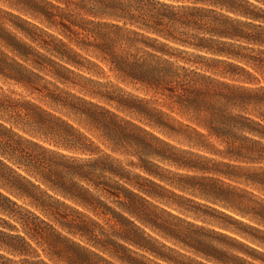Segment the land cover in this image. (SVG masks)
Instances as JSON below:
<instances>
[{
  "label": "trees",
  "instance_id": "trees-1",
  "mask_svg": "<svg viewBox=\"0 0 264 264\" xmlns=\"http://www.w3.org/2000/svg\"><path fill=\"white\" fill-rule=\"evenodd\" d=\"M53 1L38 0L32 13L48 27L59 29L79 49L61 39L56 45L63 51L47 44L60 60L81 66L75 60L81 58L80 52H92L123 82L139 84L170 101L168 107L175 106L187 115L195 127L184 126L196 135L224 146L217 150L206 139L207 144L200 147H213L206 151L229 161L264 163V150H253L260 144L254 138L264 139V112L257 119L246 114L250 105L264 107V87L250 86L258 82L251 70H264V0H55L63 7ZM72 3L77 8L71 16L66 7ZM9 39L13 44L5 45L25 58L30 46L14 36ZM178 60L195 68L180 65ZM213 73L242 83L224 81ZM95 107L102 112L87 115L111 153H124L125 125L146 133L113 112ZM64 125L67 131L55 127L52 131L60 135L66 150H51L29 141L38 150H0V189L5 191H0V264H91L95 257L113 264L96 249L121 264L263 262L254 253H259L256 247L264 248V240L256 236H264V231L232 216L226 215L243 230L223 224H218L222 231L205 230L188 222V228L178 229L158 223L156 216L144 215L142 206L148 201L141 194L153 195L134 181L140 176H131L119 159L93 146L71 125ZM149 125L161 131L165 127L163 122ZM66 202L101 217L115 229L113 238L105 235L101 240L95 233L98 222ZM255 203L237 211L246 216L249 212L243 211L253 209L251 219L259 217L262 222L264 201L258 207ZM135 221L183 252L160 242ZM132 248L147 255L138 259Z\"/></svg>",
  "mask_w": 264,
  "mask_h": 264
},
{
  "label": "rangeland",
  "instance_id": "rangeland-1",
  "mask_svg": "<svg viewBox=\"0 0 264 264\" xmlns=\"http://www.w3.org/2000/svg\"><path fill=\"white\" fill-rule=\"evenodd\" d=\"M37 1L0 0V150H38L29 142L51 150H66L60 135L53 132L52 128L65 132L68 128L64 123H67L90 139L93 146H98L103 152L119 159L131 176H140L134 181L153 195L148 197L140 193L148 201L142 206L143 214L156 216L158 223L178 229L188 228V222L205 230L222 231L218 224L243 230V226L228 219V215L264 231V221L261 222L259 217L251 219L253 209L243 211L249 212L246 216L237 211L245 210L251 201L256 202L257 207L258 203L264 201V163L229 161L206 151L213 150L211 145L208 149L200 147V144H207L206 139L217 150H222L224 146L213 138L196 135L184 126L195 127L187 119L188 116L181 114L175 106L168 107L170 101L139 84L123 82L105 63L94 58L92 52H80L81 58L75 60L81 66H72L60 60L48 49V46H57L63 51L64 48L56 45L57 39L66 42L70 48L77 51L79 49L73 41L64 38L59 29L48 27L33 15L32 9ZM70 1L74 3L76 0ZM53 3L63 7L62 2L54 0ZM73 3L66 7V12L71 16L75 15L77 8ZM81 14L84 18H89L82 12ZM11 36L30 46V49H25V58L17 56L5 45V42L13 44L9 39ZM178 63L189 69L195 68L181 60ZM251 73L258 82L254 81L250 86L264 87V70H251ZM213 74L223 78L218 73ZM222 80L242 83L227 77ZM94 105L113 112L123 121L140 126L146 133L125 125L127 139L123 145L124 153H111L106 147L107 143L99 138L100 133L89 117L102 112ZM262 112L263 106L250 105L246 114L255 118ZM152 122H163L165 127L161 131L150 126ZM197 129L206 134L203 129ZM70 133L75 135L76 132ZM254 139H258L260 144L253 146V150H264V139ZM138 166L152 173L149 174ZM0 191L5 193L2 189ZM18 202L34 210L27 205V201ZM106 202L114 206L110 200ZM66 203L98 222L99 227H95V233L101 240L105 235L113 238L115 229H111L101 217L70 202ZM60 209L70 217L74 216L71 210L63 207ZM262 209L264 216V204ZM36 213L39 214L38 211ZM135 223L144 228L140 222ZM55 226L66 233L64 229ZM144 230L167 246L183 252L173 242L162 239L155 231L148 228ZM256 236L264 240V236ZM75 239L86 245L78 237ZM132 249L136 252L133 256L138 259H142V254L147 255L140 249ZM256 250L259 253H254V256L264 262V248L256 247ZM95 251L113 264H121L108 254L97 249ZM263 262L256 261L257 264H264ZM91 264L108 263L95 257L91 258Z\"/></svg>",
  "mask_w": 264,
  "mask_h": 264
}]
</instances>
